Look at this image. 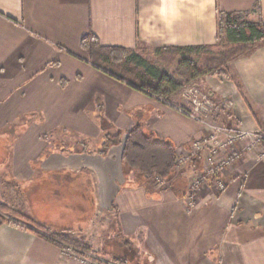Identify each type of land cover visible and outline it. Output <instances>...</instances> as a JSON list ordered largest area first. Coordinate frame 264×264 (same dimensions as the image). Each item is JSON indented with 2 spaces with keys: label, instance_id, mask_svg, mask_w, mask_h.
Segmentation results:
<instances>
[{
  "label": "crops",
  "instance_id": "obj_1",
  "mask_svg": "<svg viewBox=\"0 0 264 264\" xmlns=\"http://www.w3.org/2000/svg\"><path fill=\"white\" fill-rule=\"evenodd\" d=\"M218 8L264 20V0H0V135L11 139L0 140V167L26 184L15 185L26 192L17 200L0 197L48 231L0 217V264H75L52 233L93 234L100 224L108 243L129 242L138 264H264V159L245 157L224 175L225 192L203 191L189 212L193 163L148 180L125 171V137L98 153L100 116L124 134L142 125L178 153L208 123L264 131V45L230 62L229 76L198 78L170 103L100 70L82 46L88 33L146 58L147 50L213 45ZM194 86L232 108L192 117L186 92Z\"/></svg>",
  "mask_w": 264,
  "mask_h": 264
},
{
  "label": "trees",
  "instance_id": "obj_2",
  "mask_svg": "<svg viewBox=\"0 0 264 264\" xmlns=\"http://www.w3.org/2000/svg\"><path fill=\"white\" fill-rule=\"evenodd\" d=\"M222 40H225L226 46L223 50L216 51L218 42ZM263 45L262 18L250 20L247 11H225L219 8L215 44L156 49L157 54L179 57L172 74L132 49L102 46L93 33H88L82 39V46L90 52V62L94 66L164 103H170V97L174 93L198 78L219 73L229 76L230 62L253 53ZM100 121L104 136L98 153L108 154L111 147L120 144L125 137L122 162L126 172L135 171L148 180H163L176 170L179 153L174 144L160 140L154 133L147 132L142 125H137L124 134L122 131L112 130L114 126L104 116H100ZM200 162L201 159H197L193 163L197 169L200 168ZM5 209L8 210L0 204V210ZM18 216L48 233L44 226L24 214L18 213ZM52 234V237L78 247L87 244L80 240L71 241L72 238L62 233ZM114 263L127 264L126 260L120 258H116Z\"/></svg>",
  "mask_w": 264,
  "mask_h": 264
},
{
  "label": "built area",
  "instance_id": "obj_3",
  "mask_svg": "<svg viewBox=\"0 0 264 264\" xmlns=\"http://www.w3.org/2000/svg\"><path fill=\"white\" fill-rule=\"evenodd\" d=\"M191 109L188 114L196 119H204L224 108H232L233 102L218 103L209 94L198 88L189 89ZM205 123V121H204ZM205 135L194 140L188 150L179 153L177 167H184L201 159L202 167L193 170L190 176L189 190L184 197L186 208L192 212L203 191L223 193L228 185L224 175L249 155L257 160L264 159V131H253L242 127H230L220 123L206 124ZM62 254L75 264H104L95 256L78 246L64 244Z\"/></svg>",
  "mask_w": 264,
  "mask_h": 264
},
{
  "label": "rangeland",
  "instance_id": "obj_4",
  "mask_svg": "<svg viewBox=\"0 0 264 264\" xmlns=\"http://www.w3.org/2000/svg\"><path fill=\"white\" fill-rule=\"evenodd\" d=\"M225 46H226L225 40L219 41L215 50L216 51L217 50L218 51L223 50ZM146 56L148 59H150L154 63L158 64L162 69H164L166 72H168L170 74H172L175 71L176 65H177V60L179 58L177 55H172V54H155V52L152 50H147ZM203 58H204V56L202 55L201 59H203ZM220 74L223 75L222 73L209 74V75H220ZM1 84L2 83L0 80V86H1ZM195 88H198V86ZM198 89L204 94H209L210 96L213 97V99L216 102L221 104V102L217 101L214 98L213 94L210 91L203 90L200 87ZM186 96L189 99V103H190V107H191L192 95H190L189 90L186 92ZM0 133H2V132H0ZM4 135L5 134L0 135V140H2V142H6V144H8L9 141L11 142V139L9 138V136H4ZM47 137L49 139L51 137V135H49ZM69 140H71V142L68 143L69 147H73L75 138L72 137V139L69 138ZM85 144H87V143L84 141L79 142L77 144L78 146H76V147L77 148L83 147V146H85ZM67 149L68 148H66L65 150H67ZM200 167H202V161L200 162ZM184 168H185V166L184 167L182 166L180 168H176V170L182 171ZM5 170H6V168L0 167V196L3 193V195H5L7 198L10 199V197H12V198H14V200H17L16 199L17 196H21L23 193H26L20 189V188H22V185L24 188V185L26 186V184H24V183L20 184L19 183L21 187L19 186L20 188L15 189V187H16L15 185L18 184L17 180L12 179ZM191 174L189 175V178H188V190H189V183H190ZM12 192H14V193H12ZM12 194H14V195H12ZM63 201L64 200H62V202ZM0 204L6 206L8 208L7 211H6V209H5V211L0 210V217L2 219H6L9 221L22 220V221L26 222L25 220L19 218L18 213H20V212L17 211L15 208H13L15 205H12L13 207H11L9 202L3 201L1 197H0ZM19 206L20 205H17L15 207L18 208ZM25 216H27V215H25ZM75 216H78V214L76 213V214L72 215V217H75ZM27 223H29V222H27ZM107 226H106V224H100L98 226L99 228H97V230H95L93 234H91V232L87 233L83 229H80L77 231L66 230V232L62 231V232H56V233H62L64 235L69 236L70 238H72L71 241L80 240V241L87 243V244H85V246H82V247L80 246V248L83 249L85 252L95 256L100 262H102L104 264H110V262L115 261L116 258L128 260L130 262V264H138L136 261V259L138 257L137 252L133 248L128 247L129 242L125 241L120 236L118 237L119 240H117V241L115 240V242H113V243L107 242V238H108L107 237L108 232L106 229ZM115 228H117L116 221H115ZM110 229H108V230L111 231ZM88 238H89V240H88ZM66 244H69V243H66Z\"/></svg>",
  "mask_w": 264,
  "mask_h": 264
}]
</instances>
